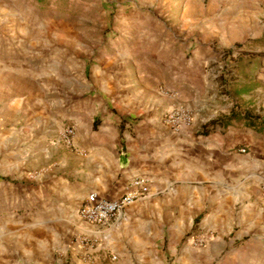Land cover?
<instances>
[{"label":"rangeland","instance_id":"1","mask_svg":"<svg viewBox=\"0 0 264 264\" xmlns=\"http://www.w3.org/2000/svg\"><path fill=\"white\" fill-rule=\"evenodd\" d=\"M0 8L13 9L15 13H11V19L19 25L40 24L42 39L50 40L51 51H56V56L51 53L46 60L51 61L59 74L58 94L49 97H56L59 102L64 100L61 91L66 90V82L73 80V114L75 117L80 114L78 121L83 135L89 131L91 120L90 109L81 105L85 100L99 98L105 87L113 86L114 79L105 76L104 65L106 61H110L111 66L117 65L114 49L121 39L126 40L127 46L141 38L145 42H153L156 38L166 46L173 45L174 41L185 43V51L181 46L176 54L173 48L166 50L163 66L157 63L158 69L153 72L162 76L155 84L161 83L163 96L169 98V103H181L182 106L174 110H181L188 117L178 130L167 126L171 134L187 138L216 133L217 128L209 117L217 108L253 110L259 105L264 111V34L259 41L230 48L231 53L222 51L213 38L216 31L225 33L235 25L239 29L242 27L239 22L232 24L240 18L239 10L248 17L249 21H244L248 29L261 30L264 0H0ZM205 54L208 59L201 61V55ZM229 55L231 59L227 61ZM249 56L261 59L251 71ZM37 64L40 66L39 59ZM110 76L115 74L111 72ZM57 109L52 111L53 117L61 119L70 114L60 105ZM27 123V117L11 118L0 130V264H79L70 245L75 241L74 235L82 229L75 195L80 184L73 183L72 171L61 168L65 152L75 150L76 144L71 148L57 144V138L62 140V133L68 126L76 128L77 138L75 120L64 119L61 132L45 136L38 131L33 133ZM255 129L234 126L224 127L222 132H232L231 135L236 136ZM10 134H14L16 140H11ZM241 149L246 150L241 153L245 157L235 160V165L247 167L235 171L234 188L245 179L259 178L264 191L263 176L253 173L259 166L264 173V157L250 152L247 147ZM66 179L68 184L64 182ZM213 181L203 180L193 188L201 194L203 208L197 219V228H201L195 229L198 235L195 242L202 250L208 248L203 251L201 264H227L230 254L253 248L256 242L264 243V236H254L250 240L239 238L236 232L241 226L235 215L233 232L217 237L208 218L213 202L210 195L215 187ZM170 194L165 192L163 196L170 197ZM193 231L187 235L191 236ZM168 234L164 246L165 251L171 253L168 245L173 250L174 244H178L177 226H174V233ZM111 244L109 251L114 252ZM123 244L127 250L121 254L114 252L112 255H117L118 261L108 263L134 264L131 246L127 242ZM184 245L181 242L176 248ZM178 256L167 255L169 264H179L175 261ZM99 258V261L104 259V254Z\"/></svg>","mask_w":264,"mask_h":264},{"label":"crops","instance_id":"2","mask_svg":"<svg viewBox=\"0 0 264 264\" xmlns=\"http://www.w3.org/2000/svg\"><path fill=\"white\" fill-rule=\"evenodd\" d=\"M11 13L15 11L0 8V130L9 124L11 118L27 117L28 127H32L33 133L57 135L62 131L61 121L75 120L78 129L75 150L65 152L61 168L72 171L73 183L80 184L75 195L77 217L82 229L73 234L75 241L70 245L77 263L82 264L84 253L95 252L99 256L104 254V259L98 260L97 264H110L108 261H113L111 255L114 252L121 254L127 250L123 244L127 242L132 249L134 264H169L167 255L170 254L179 255L175 259L179 264H201L203 251L208 248L202 250L195 242L198 238L196 230L201 228H197V219L202 215L203 208L202 196L193 188L203 180H214L208 218L212 224L210 228L217 232L218 238L233 232L231 226L235 215L241 226L236 232L239 238L264 236L262 179H245L237 184L236 189L233 184L235 171L247 167L235 165V160L245 157L241 154L242 147L264 157V111L259 105L253 110H212L209 119L213 120V127L217 129L209 136L185 138L171 134L165 125V116L182 104L169 103V98L163 96L161 83L155 84V80L160 81L162 76L153 72L158 69L157 63L163 66L166 50L173 48L176 54V49L181 46L185 51V43L174 41L173 45L166 46L156 38L153 42H145L141 38L135 43L129 42L132 45L127 46L126 40L121 39L114 49L117 65L111 66L110 61L104 65L105 76L114 79L113 86L105 87L99 98L85 100L81 105L90 109L91 120L89 131L83 135L78 121L80 114L76 117L73 114V80L66 82V90L61 91L65 95L64 100L59 102L56 97H49L56 96L59 89L58 71L51 66L50 60H46L51 53L56 56V51H51V41L42 39L39 23L19 25L11 19ZM238 13L240 18L232 24L239 22L240 29L235 25L231 31H216L213 34L217 46L226 53L237 45L263 38L264 26L259 31H251L244 24V21H249L244 11L239 10ZM210 43L214 44L213 41ZM209 58L211 60V56ZM248 58L251 71L261 59L259 56ZM200 59L207 60L208 56L201 55ZM230 59L229 55L226 60ZM111 72L115 76L111 77ZM58 105L70 114L61 119L53 117L52 111H58ZM234 126H253L257 129L237 133L236 136L231 135L232 132L223 134L224 127ZM10 137L16 140L14 134ZM62 142L57 138V144H64ZM260 169L261 166L253 173H260L264 178ZM135 176H143L150 183V195L146 199L128 208L110 227L82 219L81 209L90 193L118 199ZM68 181L64 180L66 184ZM165 192H171V196L164 197ZM174 226H177L178 244H174L173 250L168 245L171 251L168 253L164 238L169 237L170 231L174 233ZM193 229L192 235H187ZM82 236L98 240V248L87 246L83 249L79 243ZM181 242L185 245L176 248ZM110 244L114 252L109 251ZM253 245L256 246L230 254L227 264H264V243Z\"/></svg>","mask_w":264,"mask_h":264},{"label":"built area","instance_id":"3","mask_svg":"<svg viewBox=\"0 0 264 264\" xmlns=\"http://www.w3.org/2000/svg\"><path fill=\"white\" fill-rule=\"evenodd\" d=\"M187 115L181 110H174L165 116V125L178 130L187 121ZM76 128L68 126L62 133L63 143L71 148L75 145ZM242 153H246L243 149ZM150 195V183L143 176H135L129 181L122 197L118 199H108L98 193H90L81 209V217L88 223L110 227L113 222L119 220L122 214L134 206L139 201L146 199ZM80 246L86 249L87 246L98 248V240L83 237L79 240ZM113 261L118 260L117 255L111 256ZM98 254L86 252L82 258L84 264H97Z\"/></svg>","mask_w":264,"mask_h":264},{"label":"trees","instance_id":"4","mask_svg":"<svg viewBox=\"0 0 264 264\" xmlns=\"http://www.w3.org/2000/svg\"><path fill=\"white\" fill-rule=\"evenodd\" d=\"M239 47H241V46H239V45L236 46V48H239ZM229 53H231V52H229ZM253 126L256 127V125H253ZM262 132H263V131H262Z\"/></svg>","mask_w":264,"mask_h":264}]
</instances>
